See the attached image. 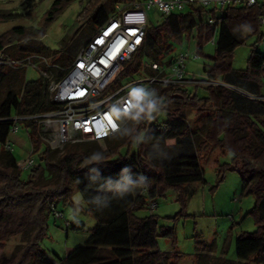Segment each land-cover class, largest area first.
<instances>
[{
	"label": "trees",
	"instance_id": "1",
	"mask_svg": "<svg viewBox=\"0 0 264 264\" xmlns=\"http://www.w3.org/2000/svg\"><path fill=\"white\" fill-rule=\"evenodd\" d=\"M71 1L53 0L40 26H17L0 34V51L19 60L27 57L38 59L34 55L38 54L52 65L50 69L59 77L62 69L71 64L78 52L68 55L53 52L48 60L45 56H49L51 50L41 43L40 38ZM133 1L90 0L77 18L78 26L86 27L90 37L114 12V6L128 5ZM22 16L19 12L0 9V22ZM263 16L264 4L258 2L254 5L228 6L219 12L193 6L183 12L161 16V22L155 26L148 22L143 44L121 66L113 79L114 83L138 73H150V63H162L164 55L172 50V40L195 33L198 55L203 45L217 35L215 53L209 57L210 64L204 65L203 70L207 79L228 85L187 83L184 86L150 87L163 100L162 111L166 114V120L163 124L149 126L145 136L151 133L154 139H174L177 143L185 144L183 153L162 163L155 160L149 162L148 144L137 145L133 153L129 151L132 137L145 130L148 121L136 123L132 120L130 127L125 129L124 126L118 133L104 138L106 148L97 150L90 145L92 141L90 144L74 142L61 149H51L40 139L36 126L31 125L24 126L30 144L35 152L41 146H44V150L36 156L39 165L30 170L27 180H22L15 157L3 147L6 139H11L9 128L12 122L0 119V250L11 238L26 235L24 243L1 264H53L51 253L40 246L46 234L48 216L51 215L48 199L53 200L57 208V201L52 195L58 201H66L71 197L72 187L85 201L97 195L101 191L99 186L89 184V177L93 174L90 171L92 165L85 164L86 158L96 151L105 154V162L98 165L102 175L117 179L119 171L128 166L134 174L142 173L149 177L150 187L122 199L107 193V204L85 203L87 211L96 219L91 235L83 245L69 251L64 258H57V264H174L170 263L171 259L177 260L180 256L175 250L174 229L159 226L155 215L140 217L136 213L146 206L151 209V202L156 203L155 198L164 196L168 189L175 192L176 201L184 209L188 197L187 186L205 182L198 153L212 145L233 156L231 165H219V177L222 179L227 169L238 171L245 193L255 198V204L247 214L252 216L256 230L236 237L235 261L206 254L207 246L196 241L199 259L204 260V264H264V53L257 49V44L264 40V25L260 22ZM209 17L214 18L213 24H209ZM242 32L246 33L243 37L240 36ZM251 36H255L256 40L246 67L234 69L232 60L235 49ZM143 57L148 60L144 65L141 61ZM41 67L44 68V64ZM24 70L0 65V91H4L0 94V118L14 113L43 112L56 107V103L45 100L42 78L26 81ZM190 85L195 88L194 92L186 89ZM200 88L208 91L207 97H199ZM209 104L212 109L205 115L208 120L204 134L200 136L201 127L191 129L185 118V109H197L198 114L202 106ZM124 145L128 149L121 155L119 149ZM54 152L58 155L52 159ZM45 171L52 174V178L42 183L40 180ZM80 228V225H71L72 230ZM159 236L171 240L174 250L160 251L157 243Z\"/></svg>",
	"mask_w": 264,
	"mask_h": 264
},
{
	"label": "rangeland",
	"instance_id": "2",
	"mask_svg": "<svg viewBox=\"0 0 264 264\" xmlns=\"http://www.w3.org/2000/svg\"><path fill=\"white\" fill-rule=\"evenodd\" d=\"M53 0H0V9L19 12L23 16L9 21L0 22V34L17 26H40L44 13L49 8ZM90 0H72L59 15L45 30V34L40 38L41 43L49 50L51 54L45 56L50 60L53 52L68 54H76L85 41L89 38L86 33V27L78 26L77 18L82 10L87 6ZM115 8V6H114ZM150 25H157L161 22L162 17L155 7L147 11ZM80 28V29H79ZM78 29V30H77ZM264 28H262V32ZM246 35L245 32L240 34L241 37ZM215 39H211L203 45L196 59L187 58L185 61L186 77H194L197 80H206L207 75L203 70L204 65L210 64L209 57L215 53ZM256 37L251 36L245 43L239 46L234 51L232 67L234 69H244L246 67L247 58ZM172 50L164 55L162 62H167L179 52H194L197 50L195 33L191 36H183L181 39H175L170 42ZM258 51L264 53V40L257 44ZM39 56L38 54H34ZM40 58H32L31 63L24 70V78L26 81L39 79L40 72L37 69ZM44 60V59H42ZM142 65L148 62L147 58L141 59ZM264 95V78H263ZM189 92H194L193 86H187ZM2 91V92H1ZM0 94L4 91L1 90ZM243 92V91H242ZM246 96H250L245 93ZM199 97H207L208 91L200 88L198 91ZM203 109L197 114V109H185V118L189 121L191 129L195 130L201 127L199 134L203 136L205 125L208 118L205 115L211 112V104L202 106ZM204 116V117H203ZM166 120V114L161 111L152 121H148L146 129L151 125L163 124ZM132 120L128 119L125 129L130 127ZM145 130L142 129L141 132ZM92 140H79L77 143L87 142L90 144ZM173 144L170 150L171 156H176L183 153L182 149L185 144L177 143L174 139H168ZM12 154L17 162L22 161L28 154L36 158V167L40 162L37 161L38 153L44 150V146L39 148L38 152L34 151V147L30 144L27 130L24 126L19 125L18 131L11 135ZM93 148H106V143L102 140L92 141L90 144ZM0 145V149H1ZM127 146L124 145L119 149V154L123 155L127 151ZM137 145L132 142L129 148L130 153L135 152ZM58 155L57 152L52 154V159ZM200 164L203 169L204 183H192L187 186L188 197L186 206L181 208L176 201V194L173 190L168 189L164 196L156 197V206L149 209L147 206L139 210L138 215L147 216L155 215L158 218V225L165 228H173L175 232V250L180 254L177 260L171 259L170 263L174 264H204V260L199 259V250L196 248V241H201L207 246L206 254L214 256L226 257L230 260H236L235 239L241 234L251 233L256 230L254 220L248 211L255 204V198L252 195L246 194L241 176L238 171L233 169L225 170L222 179L218 175L219 165L230 164L232 162V154L224 151L217 145H212L209 149L198 153ZM30 170H21L20 178L27 180ZM52 174L45 171L42 174L40 182L51 180ZM70 199L64 201L57 199L52 195V198L57 201V208L62 210L64 217L55 218L52 215L48 216L47 230L45 236L40 242L41 248L58 257H63L68 249L74 245L83 243L87 234V215L86 207L83 205L77 219L71 218V213L76 207V197L80 196L79 192L73 187ZM79 221V222H77ZM68 222L69 226L66 227ZM85 223L86 228L83 231H74L70 228L72 224ZM26 235H17L11 238L0 250V264L3 259L10 258L16 248L23 244ZM158 248L162 252L173 251L171 240L159 236L157 238ZM205 254V253H204ZM264 261V259H263Z\"/></svg>",
	"mask_w": 264,
	"mask_h": 264
},
{
	"label": "built area",
	"instance_id": "3",
	"mask_svg": "<svg viewBox=\"0 0 264 264\" xmlns=\"http://www.w3.org/2000/svg\"><path fill=\"white\" fill-rule=\"evenodd\" d=\"M258 2L264 4V0H134L128 5H116L114 12L97 27L71 64L62 69L59 77L50 69L51 64L37 56L45 66L37 67L44 82L45 100L56 103V107L43 112L14 113L0 119L12 122L10 136L18 131L19 125H35L44 143L51 149H61L79 140L98 141L118 133L128 118L115 119L112 114L114 106L127 112L130 100L128 90L133 86L150 88L154 85L184 86L187 83L228 86L217 80L186 77L185 61L187 58L196 59V51L179 52L167 62L153 61L149 66L150 73H138L119 83H114L113 79L121 66L143 44L149 22L147 11L151 8L155 7L160 16H165L183 12L193 6L219 12L228 6L254 5ZM208 22L213 24L214 18L209 17ZM260 22L264 25V16ZM211 40H214V36ZM31 61L32 57L19 60L0 51V65L6 67L26 68L32 64ZM3 147L12 152L10 138L6 139ZM17 164L21 170H31L37 163L36 158L28 154ZM48 206L52 216L64 217L53 200L48 199ZM155 206L156 203L151 202L150 208Z\"/></svg>",
	"mask_w": 264,
	"mask_h": 264
},
{
	"label": "clouds",
	"instance_id": "4",
	"mask_svg": "<svg viewBox=\"0 0 264 264\" xmlns=\"http://www.w3.org/2000/svg\"><path fill=\"white\" fill-rule=\"evenodd\" d=\"M130 97L127 112L122 108L114 106L113 116L117 120L121 118H128L134 120L136 123L141 121H152L156 115L162 111L163 104L162 98L157 95L155 89L147 88L144 86H133L128 90ZM147 131V129H145ZM144 132H139L135 137H132L136 145L148 144V160L149 162L155 160L161 163L170 159L173 144L167 140L154 139L151 133L145 136ZM105 162V154L101 152H93L86 158L85 164L92 165L90 171L93 173L89 177V184L98 185L100 192L95 195L90 201H85L81 196L76 197V207L73 208L71 218L77 219L81 208L85 203H92L93 205L104 202L107 204L109 201L107 193L112 197L124 198L131 193L138 190H146L150 187V178L146 175L139 173L134 174L128 166H124L120 171L117 179L111 176H104L101 173L100 167ZM77 183L79 181L77 180Z\"/></svg>",
	"mask_w": 264,
	"mask_h": 264
},
{
	"label": "crops",
	"instance_id": "5",
	"mask_svg": "<svg viewBox=\"0 0 264 264\" xmlns=\"http://www.w3.org/2000/svg\"><path fill=\"white\" fill-rule=\"evenodd\" d=\"M84 205H85V207H86L85 213H86V215H87V221H86V224H87V234H86V236H87V237H86V239H85V241H84L83 243H80V244L74 245V247H72L71 249H68V250L65 252V255H66L69 251H71L72 249H74L75 247L83 245V244L87 241V239L90 237L91 232H92L91 230H92V228H93V227L95 226V224H96V219H95L94 215H93L91 212H88V211H87V205H86V204H84ZM136 215H137V216H140V217L142 216V215H138V213H136ZM77 222H79V221H77ZM75 224L80 225L81 228H80V230H74V231H83V230L86 228L85 223H75ZM70 228H71V226H70ZM65 255H64L63 257H58V256H56L55 254H51L50 260H51V262H52L53 264H57V258H59V259L64 258Z\"/></svg>",
	"mask_w": 264,
	"mask_h": 264
}]
</instances>
